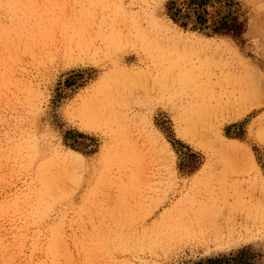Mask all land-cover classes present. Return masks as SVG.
I'll return each instance as SVG.
<instances>
[{
  "label": "rangeland",
  "instance_id": "obj_1",
  "mask_svg": "<svg viewBox=\"0 0 264 264\" xmlns=\"http://www.w3.org/2000/svg\"><path fill=\"white\" fill-rule=\"evenodd\" d=\"M170 1L0 0V264H264V230L207 245L181 220L209 175L242 193L219 206H264V0L213 7L238 38ZM162 34L247 69L185 66L197 47Z\"/></svg>",
  "mask_w": 264,
  "mask_h": 264
},
{
  "label": "bare ground",
  "instance_id": "obj_2",
  "mask_svg": "<svg viewBox=\"0 0 264 264\" xmlns=\"http://www.w3.org/2000/svg\"><path fill=\"white\" fill-rule=\"evenodd\" d=\"M126 23H127V21H126ZM144 24L145 23H143L142 25H144ZM126 26H127V24H126ZM124 27L125 26H122L121 28L123 29ZM127 28L129 29V25ZM122 29H121V32H122ZM125 33H126V31H125ZM131 33H133V32H131ZM135 34H136V32H135ZM160 36H161L160 38H162L161 41L163 44L170 43L171 41H173L174 44L184 45L183 47H188V48L193 47V46L197 47L196 49L193 48L194 50L191 49V51H189L188 53L186 52L187 54H183L185 56H183V55L181 56V58L183 57L181 60L184 61L182 63L186 64L185 66H189L190 68L196 67V68H198L199 71H203L204 73H207L209 75L214 74L215 69H220L222 71L223 70L226 71L227 69H230L231 67H236V66L242 67L243 70L247 69L246 65L248 66V64L244 65L241 61L239 62L237 59H234V57L232 60L223 61V56L226 53L225 49H223V47H221L222 49L221 48H216V49L212 48L211 49V47L205 48V46L202 47L198 41H193V40H184L183 41L180 39L170 40V38L164 34H162ZM158 38H159V36H158ZM154 41H153V43L155 45ZM157 41H158V39H157ZM159 43H160V41H159ZM152 47H154V46H152ZM226 56H228V55H226ZM177 59H179V58H177ZM189 67H187V68L189 69ZM185 71L187 72L186 69H185ZM199 76H201V75H199ZM216 77H217V74H216ZM172 78H174V77H172ZM123 81H124V79H123ZM191 81L193 82V80H191ZM193 85H195V84H193ZM196 86H194V87H196ZM191 87L193 88L192 84H191ZM235 90H238V93L242 92V90L240 88L235 89ZM220 92H221V94H220L219 99L217 100V103L218 104L224 103L226 105V107H228L229 105L232 106V104L234 103L233 98L236 95L233 98H231L232 92L226 91L222 88H220ZM5 94H7V93H5ZM242 95H243V92H242ZM249 96H250V94H249ZM222 97L225 98L224 101L222 100ZM195 105H197V104H195ZM199 105H201V104H199ZM195 116H196V118L197 117L201 118L202 115L200 114V112H198V114ZM202 117L204 118L205 116H202ZM150 170H152V169H150ZM206 182H207L205 184L206 186H203L204 189L201 188L202 190L193 191L191 194H189L190 196L188 197V199L184 198L185 200L192 201V205H193V203H194V205L195 204L196 205L194 207H192L191 210L187 211L183 217H181V220H184V222H186V227L184 228V231H182L183 232L182 235H184L183 239H185V240L188 239V241L191 240L194 242L199 241V242H201L203 244H207V245L208 244L210 245V243H214V244H222V243H230V242L234 243V242H238L240 240H244L245 238L249 239L251 237H254V235H256L257 233H260L262 230H264V206L261 205L262 207H259L260 205L259 206L255 205L257 203L259 204L260 200H259V202L255 203L254 198H257V197L253 196L252 195L253 193H251V194L248 193V199L245 196L244 198H246L247 200L242 201L243 203L239 202L240 204L237 207H232L227 203L222 205V206H219L217 203L219 200H222V201L224 200L227 202L230 199H239V197L242 194L240 192L239 186L237 185V186H232L233 188L231 187L232 188L231 190L233 193L232 194L233 196H231L229 193V189L227 190L226 187L223 188V184L225 186L226 183L222 182V180L220 178H218L217 176L209 175L208 180ZM251 188H252V185L251 184L248 185V191L249 192H250ZM262 196L263 195H261V198L260 197H258V198H260L262 200ZM235 202L237 204L238 201L235 200ZM262 203H264V202H262ZM186 220H188V222Z\"/></svg>",
  "mask_w": 264,
  "mask_h": 264
},
{
  "label": "trees",
  "instance_id": "obj_3",
  "mask_svg": "<svg viewBox=\"0 0 264 264\" xmlns=\"http://www.w3.org/2000/svg\"><path fill=\"white\" fill-rule=\"evenodd\" d=\"M221 2H226L229 6L235 3L233 0H173L168 5V11L172 20L180 22L182 25H185L192 15L195 25L205 28L212 24L211 29L214 32L230 34L234 38H238L244 32L245 27L244 23L237 20V16L234 17L230 13V16L212 20L216 13L213 7L215 8ZM231 259V257L221 256L192 264H231Z\"/></svg>",
  "mask_w": 264,
  "mask_h": 264
}]
</instances>
